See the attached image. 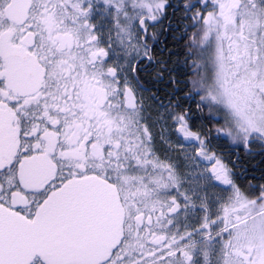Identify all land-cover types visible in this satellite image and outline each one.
I'll list each match as a JSON object with an SVG mask.
<instances>
[{"label": "flooded vegetation", "instance_id": "af4514ba", "mask_svg": "<svg viewBox=\"0 0 264 264\" xmlns=\"http://www.w3.org/2000/svg\"><path fill=\"white\" fill-rule=\"evenodd\" d=\"M240 2L160 0L129 67L109 24L130 7L108 22L90 0H0V264H264V62L249 18L229 24ZM219 10L233 111L195 85L214 84L218 43L191 62L174 22Z\"/></svg>", "mask_w": 264, "mask_h": 264}, {"label": "rangeland", "instance_id": "374dc122", "mask_svg": "<svg viewBox=\"0 0 264 264\" xmlns=\"http://www.w3.org/2000/svg\"><path fill=\"white\" fill-rule=\"evenodd\" d=\"M223 0H219V2L221 3ZM91 5H93V12L97 13L98 15L101 16H105L106 20L108 22H110L112 19H114V17H118L120 16L125 9H127L128 11V5L130 6L129 10L135 12L136 11V17L133 20V23L131 25V27L128 30V33L126 34L128 36V38H130V34L132 32L135 31V28L139 26L140 22H144L146 18H148L149 20H153V16L156 13V6L159 3L160 5H162L160 3V0H118V3H113L107 0H90ZM244 6H248V7H252L253 10H249L247 12L244 11V9L241 10V12H239L234 18V22H239L241 18H246L248 17L249 20L254 21L255 23H253L251 32H250V37L251 38H256L255 41L256 42V46L258 47L259 51V55L261 57V59L264 62V0H244L243 3ZM218 7V6H217ZM255 10V13H254ZM219 12H222L221 10H219ZM129 14V12H127ZM130 16V15H129ZM129 16L127 18H125L124 20H127V22H130L131 18H129ZM221 18V17H218ZM256 19V21H255ZM117 21V20H116ZM208 22L212 25V26H218V22L217 21H213V19H208ZM111 26V32L114 35V37L117 39L119 46L121 47V50L124 52L126 51L127 55L130 53V50L132 48V44L129 43V39H122L120 38L121 35H119L120 32H124V31H120L119 28V24H116V22L110 23L109 24ZM249 25V24H248ZM210 31L212 32V35H220L222 33H225L226 29L225 27L222 25V23L220 22V26L217 29H211L209 28ZM219 37H213V40L218 39ZM220 43H218L217 46V51L215 52V56L213 58L214 62V69L216 70L215 74H214V84L213 86L216 87L215 88V95L222 98L223 100H221L220 98L217 99L216 96L213 94V92H210V88H211V81L208 79V77H206L204 80L202 77L199 78V84H195L197 89L199 88L202 92V96H204V100L206 102H208L209 97L212 96V99L215 101L216 104H218L220 107H223V105H228L229 110L231 109L232 111L234 110V108L231 106L232 100L230 98V93L225 91V90H221L223 85L226 84H222L220 82V74H221V69H223V66L220 64L221 61L223 60V53H222V48L219 45ZM145 52L141 49H138L137 53L134 52L131 54L130 56V61H128V66L131 67L132 64L134 63V59L138 58L139 56H142ZM228 65H231V61L229 60ZM263 67H264V63H263ZM132 69V68H131ZM129 69V73L130 70ZM206 72V71H205ZM207 75V74H206ZM253 74H251L252 76ZM229 78V77H228ZM228 78H224L223 80L228 81ZM246 78V77H245ZM244 78V79H245ZM241 79V80H244ZM203 80V81H201ZM255 84L257 88H262L264 86V75L260 76V74L258 76H256L254 78ZM229 82V81H228ZM231 102V103H230ZM224 108V107H223ZM227 110V109H225ZM260 112L262 113V115L259 118H256L258 116L257 113H255V118L253 119V123L254 125H257L259 123H263L264 122V98L261 102V106H260ZM238 116H239V123L241 125L245 124V112L242 109V107L239 106L238 109ZM264 126V124H263Z\"/></svg>", "mask_w": 264, "mask_h": 264}, {"label": "trees", "instance_id": "16d2710c", "mask_svg": "<svg viewBox=\"0 0 264 264\" xmlns=\"http://www.w3.org/2000/svg\"><path fill=\"white\" fill-rule=\"evenodd\" d=\"M191 1V0H190ZM174 22L180 27L179 32H182L183 30H186L188 33V49H189V56L191 62L194 60H197V50L201 48L202 45L205 47L207 46L208 36L207 30L205 29V26L203 22L197 17V14L193 11H191L189 19L187 24L182 23V19L180 16H175ZM208 35V36H207ZM183 42H172L171 47H167L169 51L171 52V55L173 58L176 57L179 60V65L182 67V53H183ZM192 64V63H191ZM192 70V69H191ZM195 76V74L190 73L189 78L192 79V77ZM192 89V86H191Z\"/></svg>", "mask_w": 264, "mask_h": 264}, {"label": "water", "instance_id": "95a60500", "mask_svg": "<svg viewBox=\"0 0 264 264\" xmlns=\"http://www.w3.org/2000/svg\"><path fill=\"white\" fill-rule=\"evenodd\" d=\"M33 234H35V233H31V237H30V240H31V241H32V239H33V237H32ZM31 252H33V250H32V246H31Z\"/></svg>", "mask_w": 264, "mask_h": 264}]
</instances>
